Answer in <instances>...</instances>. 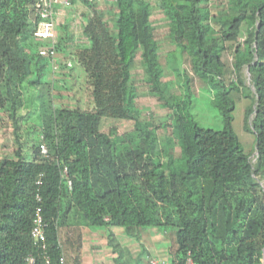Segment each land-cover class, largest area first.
Returning a JSON list of instances; mask_svg holds the SVG:
<instances>
[{
	"label": "trees",
	"instance_id": "trees-1",
	"mask_svg": "<svg viewBox=\"0 0 264 264\" xmlns=\"http://www.w3.org/2000/svg\"><path fill=\"white\" fill-rule=\"evenodd\" d=\"M114 2L116 30L103 28L111 56L98 58L93 69L101 77L98 66L110 73L107 67H117V76L109 73L106 84L115 82L112 89L122 105L118 117L132 121L133 127L123 134L115 127L104 131L99 108L56 106L48 91L50 105L37 115L42 139L28 157L21 143L13 156L0 157V264H29V254L36 258L33 264L45 263L31 236L37 206L47 224L50 264L70 263L72 249L63 243L61 232L72 212L86 225L123 227L129 235L146 226L174 228L171 264H263L264 0H226L213 9L210 0ZM39 3L0 0V110L9 113L17 142L18 111L26 101L32 104L43 97L40 86L50 82L45 81L50 59L32 46ZM155 9L169 22L175 50L189 61L191 70H184L187 93L172 91L165 80L152 21ZM61 43L56 30L57 54L60 49L69 52ZM228 46L238 78L230 83L224 79L222 58ZM138 64L150 92L168 112L159 125L136 107ZM244 65L253 88L240 76ZM191 71L200 79L214 75L213 100L225 122L223 129L197 121ZM12 76L18 89L14 96L9 88ZM103 84L97 78L93 93ZM233 91L253 101L246 117L258 150L254 161L232 128ZM160 127L173 130L164 146L157 134ZM43 142L49 157L41 152Z\"/></svg>",
	"mask_w": 264,
	"mask_h": 264
},
{
	"label": "rangeland",
	"instance_id": "rangeland-1",
	"mask_svg": "<svg viewBox=\"0 0 264 264\" xmlns=\"http://www.w3.org/2000/svg\"><path fill=\"white\" fill-rule=\"evenodd\" d=\"M210 1L209 5L212 9L219 4L223 6L226 2V0ZM117 14L118 9L115 2L106 3L103 1H98L97 4L82 1L70 6H62L59 14H55V23L59 25V29L56 27L58 39H61V44L66 45L69 52L60 49L56 55V62L50 61L45 72V81L50 82L45 83V88L40 86L44 96L37 98L35 102L37 104H28L29 101H26L25 106L18 111L20 126L18 142L9 113L0 110V157L13 156L15 150L20 146L19 143H21L22 151L28 157L32 152L33 145L39 143L40 138L42 139L37 115L50 105L48 91L52 92L56 106H75L79 103L82 108L88 111L99 108L104 113L101 124L104 131L115 127L119 133L123 134L132 129V121L118 117L122 105L112 89L116 87L115 82L111 81L106 84L108 80L106 77L109 78L110 72H106L103 70L106 68L98 66V72L102 73H100L101 77H96L94 74L97 70L93 69L98 58L111 56L109 39L105 35L107 34L106 30L111 33L116 30L115 17ZM152 21L159 43L160 61L165 70V80L169 82L172 91L187 93L184 70H191L189 61L182 60L179 52L175 50L170 38L169 22L164 14L155 9ZM91 33L92 37H90ZM244 37V35L241 36L240 43H244ZM32 46L33 51H36L48 47V42L34 39ZM222 58L226 63L227 73L224 77L226 83L237 81V74L233 66L234 53L230 46L223 51ZM108 69L112 70L110 74L115 73L117 76L119 71L116 66L111 65L110 68L107 67ZM135 69V81L138 87L136 107L143 116L152 119L156 125H159L168 119V112L150 92L141 66L138 64ZM190 75L194 78V114L197 121L206 128L223 129L225 122L219 107L213 100L217 90V86L213 84L215 83L214 75L209 74L201 79L192 71ZM240 76L246 86L253 88L246 65L240 70ZM13 77H11L9 88L10 94L14 96L18 89L16 79ZM97 78H100L101 83L104 84L98 86V91L95 94L93 90ZM233 95L236 99V106L233 110L232 128L245 152L251 153V158L254 161L256 155L255 134L249 124V118L246 117V108L253 101L251 97L244 96L240 91H233ZM157 134L160 146H164L166 137L173 136V130L171 127L166 129L160 127L157 129ZM262 184L264 185V179ZM135 233L136 235H129L125 228L117 226L108 228L86 225L82 216L72 212L68 219V225L62 228L61 236L63 243L64 240L67 241V245L72 249L70 264H75L76 261L77 264H86V257H89V262L97 261L98 264H171L172 254L175 250L174 228L146 226L140 227Z\"/></svg>",
	"mask_w": 264,
	"mask_h": 264
},
{
	"label": "built area",
	"instance_id": "built-area-1",
	"mask_svg": "<svg viewBox=\"0 0 264 264\" xmlns=\"http://www.w3.org/2000/svg\"><path fill=\"white\" fill-rule=\"evenodd\" d=\"M113 2L115 0H40L38 7V19L35 24L34 37L38 40L47 41L48 47L41 48L40 54L46 56L50 61L56 62L57 50L55 47L56 39V23H55V7L56 5L70 6L77 2ZM41 152L44 156L49 157L48 147L43 142L41 144ZM38 183H41L39 181ZM46 222L43 216V209L41 206L36 207L33 225L31 229V236L34 243L39 247V250L45 256V263L50 264V256L47 253V234ZM29 264H33L36 258L33 254H29L26 258ZM61 262H64V257H61Z\"/></svg>",
	"mask_w": 264,
	"mask_h": 264
},
{
	"label": "crops",
	"instance_id": "crops-1",
	"mask_svg": "<svg viewBox=\"0 0 264 264\" xmlns=\"http://www.w3.org/2000/svg\"><path fill=\"white\" fill-rule=\"evenodd\" d=\"M60 8H62V6L61 5H56V7H55V14L57 15V14H59V10H60ZM56 26H58L59 27V25H56ZM63 241V240H62ZM64 242H65V240H64ZM89 257H86V264H98V262L96 261V262H94L93 261V263L92 262H89V259H88ZM100 263V262H99ZM70 264V263H69Z\"/></svg>",
	"mask_w": 264,
	"mask_h": 264
},
{
	"label": "water",
	"instance_id": "water-1",
	"mask_svg": "<svg viewBox=\"0 0 264 264\" xmlns=\"http://www.w3.org/2000/svg\"><path fill=\"white\" fill-rule=\"evenodd\" d=\"M247 72L250 74V72H249V67H247ZM255 108H256V104H255ZM258 152V150L256 149V153ZM263 264H264V252H263Z\"/></svg>",
	"mask_w": 264,
	"mask_h": 264
}]
</instances>
